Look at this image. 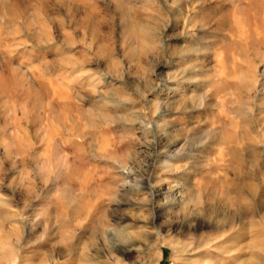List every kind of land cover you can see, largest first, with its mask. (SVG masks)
Masks as SVG:
<instances>
[{
  "label": "rangeland",
  "instance_id": "374dc122",
  "mask_svg": "<svg viewBox=\"0 0 264 264\" xmlns=\"http://www.w3.org/2000/svg\"><path fill=\"white\" fill-rule=\"evenodd\" d=\"M96 251L264 264V0H0V264Z\"/></svg>",
  "mask_w": 264,
  "mask_h": 264
},
{
  "label": "bare ground",
  "instance_id": "6f19581e",
  "mask_svg": "<svg viewBox=\"0 0 264 264\" xmlns=\"http://www.w3.org/2000/svg\"><path fill=\"white\" fill-rule=\"evenodd\" d=\"M256 4H259V3H257L256 2ZM261 4V3H260ZM254 6V5H253ZM258 7V6H257ZM260 7V6H259ZM258 7V8H259ZM262 8V7H261ZM256 11V10H255ZM259 12V11H258ZM258 13L257 12H255V15H257ZM8 79H10V78H8ZM51 84V83H50ZM8 87V86H7ZM11 87V86H10ZM53 89V88H52ZM51 89V90H52ZM12 90V89H11ZM2 91H3V89H2ZM6 91V90H5ZM4 92V91H3ZM9 93H10V91H9ZM11 95V94H10ZM5 96V95H4ZM6 96H7V93H6ZM144 188H147V189H149V191H150V193L153 195V196H159L160 194H161V190H155V189H153V188H151V186H148V187H144ZM253 204V203H252ZM251 204V205H252ZM113 247L115 248V250L117 249V250H120V248H122L121 247V244L119 243V242H113ZM125 248V250H133L134 248H132V247H124ZM80 249V248H79ZM101 258V255L99 254V251H96V253L94 254V256H92V257H87V255H85V254H78V255H76L75 257H74V259L76 260V261H78V264H80V263H82V261L84 262V263H86V264H97L96 262L98 261V259H100ZM89 260V261H88ZM91 260H95L94 262H91ZM88 261V262H87ZM80 262V263H79Z\"/></svg>",
  "mask_w": 264,
  "mask_h": 264
}]
</instances>
